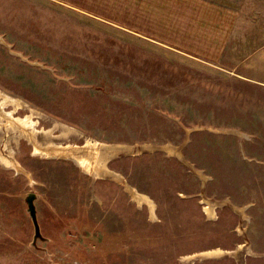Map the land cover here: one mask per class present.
<instances>
[{"label":"rangeland","instance_id":"374dc122","mask_svg":"<svg viewBox=\"0 0 264 264\" xmlns=\"http://www.w3.org/2000/svg\"><path fill=\"white\" fill-rule=\"evenodd\" d=\"M242 1L195 54L0 0V264H264V0Z\"/></svg>","mask_w":264,"mask_h":264},{"label":"crops","instance_id":"0c3cea01","mask_svg":"<svg viewBox=\"0 0 264 264\" xmlns=\"http://www.w3.org/2000/svg\"><path fill=\"white\" fill-rule=\"evenodd\" d=\"M24 1V6L28 10V17H33L39 9H42L39 8L40 6H45L44 8H47L51 14L62 15L68 13L74 17L75 21L77 16L82 17L81 20L83 21L90 20L89 25H86L87 28L84 29L80 25L79 28L74 29L75 32L79 29L83 36L88 37L86 33L93 31L94 27L108 31L110 26L100 22L106 21L107 24L118 25L119 29L124 32L132 33L135 37L141 39L139 42L147 41L146 44L156 43L163 47L184 51L197 48L196 51L193 50L195 54L202 52L200 49L205 48H211L212 51H215L213 53L216 54V51L226 46L229 39L232 38L231 33L235 31L236 19L234 15L245 7L242 0ZM12 14L20 16L16 11H13ZM43 14L48 15V11H43ZM38 21L43 22L41 19ZM47 29L48 27H43L38 30ZM168 154L174 155L175 153ZM20 204L18 203L19 207ZM0 209V215L5 217L3 219L11 227L13 224L8 219L10 215L7 212V207L2 204ZM21 219L23 220L22 230L26 232L28 231L29 220L24 215L21 216Z\"/></svg>","mask_w":264,"mask_h":264},{"label":"water","instance_id":"95a60500","mask_svg":"<svg viewBox=\"0 0 264 264\" xmlns=\"http://www.w3.org/2000/svg\"><path fill=\"white\" fill-rule=\"evenodd\" d=\"M174 155H175V158L178 161H180L184 166L189 167L188 164L185 161H183L182 156L180 155L179 151H176ZM35 200H36V195L33 193H29L25 199V202L27 205L28 217L33 226V239H32L33 245H35L36 240H40V241L45 240L40 233V227H39L37 215H36V208L34 205Z\"/></svg>","mask_w":264,"mask_h":264},{"label":"bare ground","instance_id":"6f19581e","mask_svg":"<svg viewBox=\"0 0 264 264\" xmlns=\"http://www.w3.org/2000/svg\"><path fill=\"white\" fill-rule=\"evenodd\" d=\"M1 106V105H0ZM1 109V108H0ZM2 116V115H1ZM41 154V153H40ZM47 156V155H46ZM114 156V155H113ZM50 157V156H49ZM43 158V157H42ZM58 158V157H57ZM81 160V159H80ZM4 162V161H3ZM77 163V162H76ZM79 164V163H78ZM78 164H76V165H78ZM81 164V163H80ZM84 165V164H83ZM80 166V165H79ZM81 167H83V166H81ZM90 171V170H89ZM87 174V173H86ZM92 174V173H91ZM137 196V195H136ZM136 198V197H135ZM142 199V198H141ZM138 201H139V199H137ZM140 204V203H139Z\"/></svg>","mask_w":264,"mask_h":264},{"label":"trees","instance_id":"16d2710c","mask_svg":"<svg viewBox=\"0 0 264 264\" xmlns=\"http://www.w3.org/2000/svg\"><path fill=\"white\" fill-rule=\"evenodd\" d=\"M7 257H9V256H7Z\"/></svg>","mask_w":264,"mask_h":264}]
</instances>
